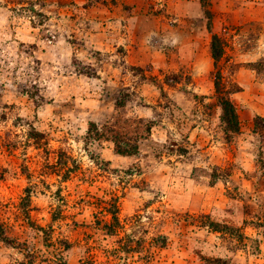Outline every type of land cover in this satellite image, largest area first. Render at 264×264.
Instances as JSON below:
<instances>
[{
    "label": "rangeland",
    "instance_id": "rangeland-1",
    "mask_svg": "<svg viewBox=\"0 0 264 264\" xmlns=\"http://www.w3.org/2000/svg\"><path fill=\"white\" fill-rule=\"evenodd\" d=\"M0 224V264H264V0H0Z\"/></svg>",
    "mask_w": 264,
    "mask_h": 264
},
{
    "label": "trees",
    "instance_id": "trees-1",
    "mask_svg": "<svg viewBox=\"0 0 264 264\" xmlns=\"http://www.w3.org/2000/svg\"><path fill=\"white\" fill-rule=\"evenodd\" d=\"M219 39L218 37H213V42H212V56L214 58L215 61H219L222 56H223V51H221V49L218 46L219 43ZM5 233L3 230L2 225L0 224V237H4Z\"/></svg>",
    "mask_w": 264,
    "mask_h": 264
}]
</instances>
